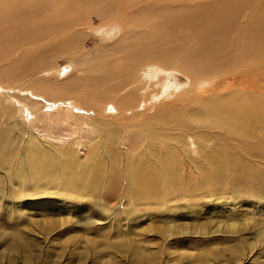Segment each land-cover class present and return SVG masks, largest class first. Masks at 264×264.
<instances>
[{"label": "rangeland", "instance_id": "obj_1", "mask_svg": "<svg viewBox=\"0 0 264 264\" xmlns=\"http://www.w3.org/2000/svg\"><path fill=\"white\" fill-rule=\"evenodd\" d=\"M229 1L93 0V15L84 10L55 32L58 17L35 44L0 31V264H264V58L239 61L264 27V0L238 8L243 17L213 55L192 15ZM253 10L259 20L248 19ZM127 45L152 49L148 60L128 66ZM165 54L186 61L161 66ZM225 58L237 66L217 68ZM104 61L127 68L128 79L115 70L106 86L96 82ZM147 68L169 71L178 89L160 92ZM234 92L258 103L238 117L241 130L208 112Z\"/></svg>", "mask_w": 264, "mask_h": 264}, {"label": "bare ground", "instance_id": "obj_2", "mask_svg": "<svg viewBox=\"0 0 264 264\" xmlns=\"http://www.w3.org/2000/svg\"><path fill=\"white\" fill-rule=\"evenodd\" d=\"M47 1H51L55 4V6L52 7L50 12H46L45 8L43 7V4H45ZM92 1L93 0H83L79 6H64L61 0H41L40 2L33 5L30 4L29 0H0V31L8 32L10 34H17L21 38L31 36L32 39H29L28 41L35 44V41L41 40L45 36V32L47 30H48L47 33L49 34V31L54 29V27L58 25L57 24L58 17L62 16L64 18V22L63 24H60L59 30L58 28L55 29V32H60L63 31L65 28H68L69 26H66L65 20L77 19L79 17L78 15L83 13L84 10L87 15L92 13L94 14L95 11ZM123 1H127V0H110L109 4H113V5H118V3L123 4ZM261 2L262 0H252V2L251 0H230L225 5L223 4L220 5V7L218 8H211L204 6L202 8H197L193 10L192 15L197 19L196 20L194 18L195 20L194 27L198 31L202 32V38H203L202 42L203 45L206 46V48L209 50L208 55L215 54L217 52L216 49L223 46L224 41L228 40L229 34H231L233 28L236 26L234 25L235 24L234 20L237 22V20L240 21L241 18L243 17L242 13L239 14L237 12L238 8L243 5L245 8L249 6L256 7L262 4ZM117 17H120V15H118ZM177 17L180 16H176L175 18L176 22L178 21ZM260 18L261 17L258 16L253 10L252 16L249 17L248 19L254 21V20H259ZM122 21H123L122 24L125 23L126 27H128L127 28L128 34L132 36H136L137 27L135 26V24H133L130 21H126L125 19ZM119 22L121 23V19L119 20ZM137 25L140 28L144 27L143 23H137ZM140 41L141 40L139 39V42ZM252 42L255 44L246 45L243 47L239 61L241 60V57H243L248 59L254 66H257L263 61L264 58V55L262 54L264 52V27H261L259 31L255 32ZM138 43H136V45ZM251 46L256 47L259 50V53L254 56H249L247 52ZM127 48L128 50L124 54V59L126 60V64L128 66H135V64L137 63L139 64L145 61L146 59L148 60V58L146 57L142 58L143 54L152 50L145 46H137L136 48L135 45L133 46L127 45ZM202 52L203 50L199 49V54L201 55L200 62L203 63V67L205 68L208 66V60L206 57L202 55ZM163 54L164 53L158 52V53H154V56L157 55L159 58V56ZM164 57L165 58L163 60H165V62H161L160 64L161 66H168L169 64H171V66L179 67L180 65H183L184 62L186 61L185 54L182 57H177V56L167 57V55L165 54ZM226 62H228L227 65L231 67L237 66L236 59L230 61L228 58H225L224 60L217 62L216 64L217 68L222 67V65L226 64ZM99 68H100V76L98 81L96 82L102 84V86H106L108 82H112L114 80L116 76L115 75L116 71H117V75L120 76L124 75L128 79L129 71L126 70L127 68L117 69L107 61L101 63L97 67V69ZM185 68H190V67L186 66ZM168 72L164 70H159L157 72V70L153 68H147V72H144V77L146 78L148 83L149 81H152L153 78L158 77L159 83L157 84H159L161 89H163V90H159L160 92H166V89L169 90L171 88H173V90H177L178 86L169 85ZM239 74H241V72ZM160 75H161V79H159ZM134 77L135 76L133 74L130 77L132 84L136 81ZM242 78H243L242 81L243 83L241 84L245 83L248 87L247 84L248 78L246 76H243ZM195 85L198 86V84ZM191 87L192 86H190L189 89H191ZM36 88H37L36 86L32 87V89H36ZM125 88L126 86L123 83H120L117 84L113 88V90L112 89L111 90L113 94H116L120 92V90H123ZM36 90L39 91L38 88ZM156 92L157 91H155L154 94L156 95V97H158V99L159 96L162 97V94ZM107 94H111V93L106 92L104 94L105 97H102L103 102H108V100L111 98V96L108 97ZM151 94L152 93H150V95ZM211 103L213 105L212 108L208 110V112L212 114H219V115H225L231 117L234 120L232 126L237 130H241L243 125L246 124L245 121L239 119L238 117L243 114H246V116L248 117L255 109L253 107H256L258 105L257 101L254 100L253 96L250 95L248 92H244V93L234 92L227 99L224 98L217 99ZM106 105H109V103ZM126 106H127V100L124 99L120 107L118 106L116 107L120 110L126 108ZM259 110L264 114V103L261 104V106H259ZM116 113H118V111ZM68 114L71 113L68 111ZM63 122L66 123V121ZM138 138L139 137L136 136V140ZM72 141L73 142L71 143V145H78V146L83 145L80 141H77L75 139ZM45 156L46 154L43 153L40 156L39 160H43ZM211 164H213V159L211 160Z\"/></svg>", "mask_w": 264, "mask_h": 264}]
</instances>
